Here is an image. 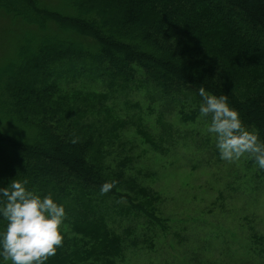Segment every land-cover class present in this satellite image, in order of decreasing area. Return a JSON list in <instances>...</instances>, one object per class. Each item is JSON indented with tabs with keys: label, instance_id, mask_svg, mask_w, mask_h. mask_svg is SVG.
<instances>
[{
	"label": "trees",
	"instance_id": "trees-1",
	"mask_svg": "<svg viewBox=\"0 0 264 264\" xmlns=\"http://www.w3.org/2000/svg\"><path fill=\"white\" fill-rule=\"evenodd\" d=\"M0 13L24 26L16 63L0 72V187L27 180L65 206L63 246L47 264H126L133 251L155 250L124 224L132 210L150 235L168 227L159 195L128 175L129 158L117 160L118 130L95 120L103 85L141 93L160 118L179 108L185 122L200 116L203 87L226 95L264 140V0H0ZM122 199L116 216L109 200ZM249 239L244 247L264 250L262 237Z\"/></svg>",
	"mask_w": 264,
	"mask_h": 264
},
{
	"label": "rangeland",
	"instance_id": "rangeland-1",
	"mask_svg": "<svg viewBox=\"0 0 264 264\" xmlns=\"http://www.w3.org/2000/svg\"><path fill=\"white\" fill-rule=\"evenodd\" d=\"M23 32L21 23L0 13V72L16 63ZM103 87L107 100L88 88L101 96L95 120L104 124L103 130H118L120 139L113 146L117 160L129 158L128 175L159 195L158 215L168 226L164 231L158 225L150 235L144 230L152 225L143 215L132 210L124 216V224H133L143 243L152 240L156 247L133 251L126 264H264V250L244 247L253 233L264 239V171L249 162L252 155L222 160L215 135L207 132L208 118L185 122L179 108L160 118L158 104L141 93L115 94ZM195 107L183 108L189 113ZM109 204L116 216L128 206L123 199Z\"/></svg>",
	"mask_w": 264,
	"mask_h": 264
},
{
	"label": "clouds",
	"instance_id": "clouds-1",
	"mask_svg": "<svg viewBox=\"0 0 264 264\" xmlns=\"http://www.w3.org/2000/svg\"><path fill=\"white\" fill-rule=\"evenodd\" d=\"M201 118H211L207 132L215 135L220 159L233 162L251 154L264 169V140L243 125L239 112L231 108L226 95L209 94L199 89ZM75 142V141H73ZM27 180H12L0 187V264H47L63 246L66 236L65 206L49 195L27 188ZM115 181L100 186V193L110 191Z\"/></svg>",
	"mask_w": 264,
	"mask_h": 264
}]
</instances>
